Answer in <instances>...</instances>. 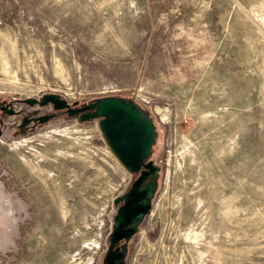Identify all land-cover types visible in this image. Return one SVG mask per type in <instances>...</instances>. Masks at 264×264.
I'll use <instances>...</instances> for the list:
<instances>
[{
	"label": "rangeland",
	"instance_id": "374dc122",
	"mask_svg": "<svg viewBox=\"0 0 264 264\" xmlns=\"http://www.w3.org/2000/svg\"><path fill=\"white\" fill-rule=\"evenodd\" d=\"M129 98L160 167L127 264H264V0H0V97ZM0 127V264L101 263L130 187L98 121Z\"/></svg>",
	"mask_w": 264,
	"mask_h": 264
},
{
	"label": "water",
	"instance_id": "95a60500",
	"mask_svg": "<svg viewBox=\"0 0 264 264\" xmlns=\"http://www.w3.org/2000/svg\"><path fill=\"white\" fill-rule=\"evenodd\" d=\"M33 98L25 102L32 103ZM52 103L55 109H70L66 99L60 95L44 94L41 105ZM79 102H74V105ZM82 112L76 118L78 122L98 121L101 136L121 166L131 175H140L134 179L125 195L114 199L115 214L112 218V229L108 237L109 251L105 262L117 251L113 248L122 240L128 242L139 231L140 224L152 210V198L159 185L160 167L153 160L147 161L152 154L157 139L154 122L144 116L143 109L136 101L122 97H103L84 104L78 110H69L70 117ZM51 117L36 118L40 123ZM124 201L121 206L119 203ZM127 249V244L124 245ZM120 258L123 254L118 255Z\"/></svg>",
	"mask_w": 264,
	"mask_h": 264
},
{
	"label": "flooded vegetation",
	"instance_id": "af4514ba",
	"mask_svg": "<svg viewBox=\"0 0 264 264\" xmlns=\"http://www.w3.org/2000/svg\"><path fill=\"white\" fill-rule=\"evenodd\" d=\"M42 97L43 95L40 98H33L34 101L32 103L25 102L26 99L8 100V99H4L0 97V127H4V125L7 123L6 122L7 118H14L16 121L15 128H14L15 129L14 136L18 137V135H27L30 132L37 130L41 126L49 123L50 121L54 119H57L60 117L78 118L82 116L83 114L82 112H80L70 117L68 114V111L78 110L85 103H79L77 105H74V103L68 102V104L70 105V109H67V108L55 109V106L52 103H48L42 106L41 105ZM142 109H143L144 116H147L155 124V121L151 115V112L143 107ZM43 116H50L51 118L47 122H44V123L35 121L36 118H40ZM0 132H2V129H0ZM150 160H152V154L150 155L147 161H150ZM139 175L140 173L134 174V179H136ZM126 191L127 189L125 190V192ZM125 192L120 196L125 195ZM153 198H152V201H153ZM123 202L124 201H121L119 203V206H121ZM135 236L136 234L128 242H126L125 240H122L119 243H117L115 247L113 248V251H117V252L114 253L108 259V262H105L107 255H108L109 246H110V242L107 240L106 249L103 253L101 263H98V264H127L128 253L130 250V243ZM125 244H127V249L124 248ZM119 254H123V257L120 258L118 256Z\"/></svg>",
	"mask_w": 264,
	"mask_h": 264
}]
</instances>
